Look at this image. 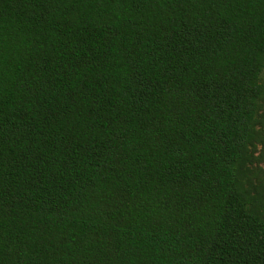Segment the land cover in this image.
I'll return each mask as SVG.
<instances>
[{"label":"trees","instance_id":"1","mask_svg":"<svg viewBox=\"0 0 264 264\" xmlns=\"http://www.w3.org/2000/svg\"><path fill=\"white\" fill-rule=\"evenodd\" d=\"M0 264H264V0H0Z\"/></svg>","mask_w":264,"mask_h":264}]
</instances>
